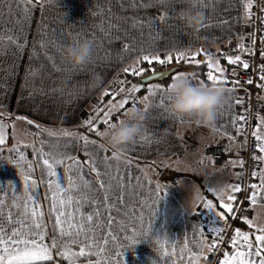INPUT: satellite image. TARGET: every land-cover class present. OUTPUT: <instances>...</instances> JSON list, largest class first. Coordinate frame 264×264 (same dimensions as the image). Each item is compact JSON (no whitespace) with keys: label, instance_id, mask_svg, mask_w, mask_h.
I'll list each match as a JSON object with an SVG mask.
<instances>
[{"label":"crops","instance_id":"1","mask_svg":"<svg viewBox=\"0 0 264 264\" xmlns=\"http://www.w3.org/2000/svg\"><path fill=\"white\" fill-rule=\"evenodd\" d=\"M122 2L126 5L123 10L119 7ZM246 2L247 0H204V3L208 6L201 7L197 4L196 7L204 12L202 23L207 27L194 31L185 26L179 15L181 11L185 12L186 9L191 7L190 0H166L168 19L166 23L159 20L154 21L153 36L157 32L160 33V38H157L154 44L147 27L143 28L144 35L141 36V29L132 27L131 21L127 23L119 21L121 26L127 28L131 35L126 40L114 41L109 45L105 39V32L101 31V28L108 30L109 19H111V23H117L112 13L128 16L137 14L135 10L127 7V0H50L45 5L43 13L46 26L43 38L48 54L53 60L47 59L43 55V49L37 44L39 54H33L34 59L31 63L38 74L28 78L30 86H34L36 89H44L43 94L36 92L29 97L28 92L32 90V87H30L23 92L25 99L20 100L24 67L28 63V51L26 50L21 59L17 61V73L13 76L6 72L13 60L11 50L6 53L0 47V122L5 125L6 133L5 145L0 146L3 148L0 155L5 157L10 155L7 149L13 145H18L24 151L27 160H35L36 156L32 146L34 145L36 149H39L41 140L48 141L44 145L45 151L49 150V144H59L61 146L60 150L63 151V145L68 144L69 140L61 135L62 129L73 133L74 136L85 134L89 135L91 140H96L88 133V130L83 129L85 125L81 121L89 114L88 112L95 105V102L105 97L103 92L111 82L115 81V77L121 76L122 73L126 77L127 74L124 73L123 69L135 64L139 55V52H124L122 53L124 59L120 60L117 57V50L121 48L122 43H131V37H135L137 42L144 41L145 46L151 45L153 48L166 47L192 52L199 49H204L206 52L217 49L222 50L233 44H243L246 40L247 22L250 18L244 12L243 5ZM20 7L22 8L23 5ZM109 7H111V13ZM143 11L141 10V13ZM146 11L149 15L160 14L156 8H149ZM17 13H19V9H17ZM15 18H19L17 14H14L13 18L0 17V36L14 35ZM140 18L143 20L145 17L141 15ZM40 20L41 13L39 6H37L33 10L27 30L29 41L37 35V25ZM169 24L177 25V27L169 28ZM8 29H13V31L9 32ZM111 31L114 34L117 33L116 29ZM119 34L122 35V33ZM214 37L217 39H214ZM83 40L90 43L91 55L86 64L76 66L67 56L65 50L67 46L76 45ZM3 42L6 41L0 40V43ZM27 47L30 49L31 44ZM174 54L175 52H173ZM200 55L203 56L204 53L201 52ZM53 61L57 67H53ZM213 61L216 60L213 59ZM222 61L219 60L220 64ZM198 81L200 79L195 82ZM6 83L10 84L11 87L6 88ZM262 84H264V80H260L259 85ZM163 86L167 87V85ZM226 87L235 88V92L229 93L227 91L228 102L217 113L214 124H216L218 130L196 124L189 119L178 120L169 111L170 100L167 97H164V105L168 109V111H165V107L160 104V94L148 96L146 92L145 95H142L140 105H137V107L142 110L145 103H148L149 107L142 111L145 119L140 125V133L127 146V154L125 158L121 159L119 166L123 170L125 168L123 160L130 159L132 161L129 170L133 177H140L141 182L144 184V188L139 190L140 196L147 198L149 203L156 195L154 191H149V189L154 190L156 184L159 183L161 186L159 194L164 198L159 202L157 214L153 219V235L159 233L163 236L167 233L169 240L175 242L177 251L176 255L173 256H160L156 251L154 239L153 242L150 238L141 240L125 251L126 264H151L152 260H157L158 264H173L174 261L175 264H188L189 257L187 253L185 252L181 260L179 249L185 238H187L192 251H200L192 243L199 238L198 228L194 233V227L198 224L204 226L207 243L211 244L208 228L213 226L209 225L210 223L217 222L215 212L203 208L200 199L194 205H188L187 199L188 190L193 185H197L200 188L201 197L212 199L218 205L217 210L219 211L222 210L219 207V198L215 193L209 192L208 189L214 187L219 190L221 186L236 184L237 159L231 160L236 161L234 164L226 163L223 167L216 168L210 164L208 158L202 156V149H199L210 142L226 143L237 150L242 149L246 144L244 128L238 131L241 123L238 119V106L235 103L244 89V84L228 83ZM54 89H63L64 94L53 91ZM69 92L72 93V96L68 95ZM146 96H148V100H143ZM258 97L261 102V109L255 120V130L256 126L261 124L260 133H264V123L261 121V118L264 117V87L258 86ZM68 100L72 102L66 103L65 101ZM65 112L69 114L68 118L65 117ZM234 117L236 118L235 124L232 122ZM123 118L124 116L114 119L113 123ZM29 120L33 123L29 124ZM37 125H39V128H37ZM100 125H98L99 129L104 130L105 126ZM27 129L35 133L33 139H28ZM49 132H55L57 135L50 136ZM141 136L146 137V139L141 140ZM230 136L234 139H230ZM87 150L91 151L92 146H89ZM85 151L82 141L77 143L73 140L69 144V154L77 156L81 161L88 159ZM109 152L108 149L107 152H99V158L105 155L111 157ZM11 155L15 157L17 154L11 153ZM258 155H264V153L258 152ZM99 158L97 161L98 167L103 172L105 169L103 164L99 162ZM110 163L113 165L114 170L118 162L112 159ZM151 163H154V165H150ZM208 167H210V171L205 173L204 170H207ZM260 168H264V162L259 161ZM190 169L194 171H188ZM57 171L62 182L66 184L63 180V166H58ZM191 172H194V176L189 174ZM195 172H199V175H195ZM33 176L38 181L37 188L34 191L39 198L38 203L41 209L46 214L45 220L48 221V231L51 233L54 220H49L47 216L49 202L45 199V184L39 182L41 178L40 167L34 165ZM84 177L92 180L95 188V173L90 171L88 165L84 167ZM102 179L107 180V177L104 176ZM149 180L151 184H149ZM8 181H12V184L9 185ZM256 184H259V178ZM257 191L259 190L257 189ZM13 194L16 197H21L23 194V181L19 176V169L6 161L0 162V199L5 202V215L9 210L13 213L16 212L15 207L12 205ZM73 194L76 195L77 193ZM228 194H231V192L227 188V191H225L226 202ZM126 201L131 203L127 197ZM258 203H264V192L260 193ZM254 208L255 206L251 204V201H248L249 212L247 217L253 219V221ZM192 209L204 211L211 217V222L203 224L197 220L195 214L198 211L193 212ZM83 210L90 211L91 208L89 205H85ZM141 210L145 214L144 226L147 227L150 218L149 208L145 205L141 209L140 198L138 197L136 199V215H139ZM134 223L136 227L140 226L138 221ZM254 223L257 224L255 221ZM257 225L259 226V224ZM238 228L243 232H249L251 234L250 238L255 244L256 229L247 225L243 220L239 222ZM128 234H131V228L128 229ZM118 235L122 238L124 233H118ZM108 246L112 247L111 242ZM168 247L169 253H171V243ZM241 250H246V248ZM210 251L207 247L203 249L199 264L208 263ZM233 252L234 249L230 246L228 253L231 255ZM92 259H95V257H92Z\"/></svg>","mask_w":264,"mask_h":264},{"label":"snow or ice","instance_id":"2","mask_svg":"<svg viewBox=\"0 0 264 264\" xmlns=\"http://www.w3.org/2000/svg\"><path fill=\"white\" fill-rule=\"evenodd\" d=\"M50 0H0V17L13 18L14 14H17L19 18L14 19L15 32L14 35L7 37L0 36V40L6 41L0 43V47L7 53L11 50L13 60L6 69L9 75H16L17 73V61L21 59L25 51H28V63L24 67V77L21 83V96L20 100H24L23 92L30 87L32 90L28 92V96H33L36 92L43 94L44 89H36L34 86H30L28 78L38 74L37 70L33 68L31 61L34 59V53L37 52V44L43 49V55L49 59L53 58L48 54L47 47L44 41V24L43 13L45 5ZM191 6L199 4L201 7H206L204 0H190ZM15 5V7H14ZM23 5L21 8L20 6ZM39 6L41 13L40 23L37 25V35L29 41L27 36V30L32 18V13L35 8ZM125 3H120L119 7L123 10ZM127 7L135 10V15H120L119 13H112L115 16L117 23H111L109 19L108 30L101 28V31L105 32V39L110 45L114 41H123L130 37V32L127 28H123L119 21L127 23L131 21L132 27L141 29V36L144 35L143 28L149 29V36L155 43L157 38H160V33H155L153 36L152 29L154 21L159 20L162 23H166L168 19L166 0H127ZM245 15L251 16V9L253 7V0H247L243 5ZM156 8L159 15H149L147 9ZM19 9V13H17ZM141 10H144L141 13ZM264 10V8H262ZM111 13V7H109ZM185 12L179 13L182 19ZM145 18L142 20L140 16ZM175 19V17H173ZM264 20V17H261ZM169 28L177 27V25L169 24ZM207 25L201 24L200 28H205ZM116 29L117 33L114 34L111 30ZM12 32L13 29H8ZM119 33H122L119 34ZM253 36L254 33H250ZM214 39H217L214 37ZM131 43H122L120 49L117 50V57L123 60L122 53L124 52H139L136 58V62L133 65L125 67L123 69L125 74L131 73L134 77H143V80L139 84H131L130 87L125 89L124 84L127 80H118L117 83L121 85L119 92L127 91L123 99L114 103L113 100L118 95L115 90L106 89L103 92L104 96H111L113 99H109L105 108H101L99 104L95 107L94 111L97 115L91 113L81 122L87 126L88 132L93 133L98 137H101V130L98 127L97 121L106 125V128L114 127L115 123L111 122V116L114 110L123 109L128 103L129 98L132 99L133 105H135L134 93H137L141 88H145L148 96L161 95L160 104L165 107V111H168L167 106L164 105V97L168 100L171 96L168 94L167 87L162 84L152 83L154 78H166L171 77L175 79L178 76L194 77V73H189L182 70H174L180 63H187L192 65H201L206 63L209 71L206 79L213 84L222 83L229 93H234L235 88L226 87L228 79L224 75L226 69L221 66L219 60L213 61L212 54L206 52L204 49H199L195 52L181 51L178 49L169 48H153L151 45L145 46L144 41H136L135 37H131ZM254 43V42H253ZM261 43L264 44V37H261ZM31 44L29 49L27 46ZM237 48L242 51H251L250 48L246 49L244 44H238ZM219 51V49H217ZM173 52L175 54L173 55ZM203 52L207 58L205 61H201L197 57ZM106 51V55H107ZM261 58H264V48L260 52ZM229 64L236 65L242 64L244 69L249 68V62L242 60L240 55H225ZM144 65H147L145 67ZM156 65L160 66L158 70ZM166 65H173V67H166ZM53 67H57L53 61ZM260 79L264 80V64L259 66ZM174 72V74H173ZM215 73V74H214ZM232 75L235 76L236 72L233 70ZM200 84H204L203 81H198ZM233 84H239V80L233 81ZM248 84L252 83V80L247 81ZM264 87V84L259 85ZM5 87H11L10 84ZM53 91H59L64 94L63 89H54ZM72 96V93H68ZM148 96L143 100H148ZM71 103V100L65 101ZM237 106L243 103L242 100L237 99L235 101ZM149 107L148 103L144 104V109ZM65 117L68 118L69 114L65 112ZM19 118V117H18ZM239 121L243 122L245 116L241 114L238 117ZM264 123V117L261 118ZM233 124L236 123V118H233ZM32 124V121H28ZM214 130H218L216 124L212 125ZM39 128V125H37ZM243 124L240 125L239 130H242ZM261 124L256 126V130L252 132L257 143L255 147L260 153H264V133H260ZM39 134V133H38ZM228 135L227 132H225ZM50 136H56L57 133L49 132ZM61 135L69 140L68 144L63 145V151L60 150L59 144H49V150H44V145L48 141L41 140V146L36 149L33 145V151L35 153V160H27L24 151L18 145H13L7 149L10 153L8 156L0 155V162L6 161L9 164H13L19 169V176L23 181V194L21 197H16L13 194L12 205L15 207L16 212L9 210L6 215L4 213V200L0 199V264H126L125 251L141 240L151 239L155 243L156 251L160 256H173L176 255V244L169 240V236L165 233L161 236L159 233L153 235V219L155 218L158 205L164 196H161L160 185L156 184L155 189H149L154 191L155 198L149 200L140 196V189L144 188V184L141 182L139 176L133 177L129 170L132 166L130 159L123 160L125 168L122 170L119 166L121 159H115L118 163L113 170V165L110 161L113 158L105 155L99 158V152H107V148L103 143H98L96 140H91L89 135L80 134L74 136L73 133L66 129L61 130ZM141 140L146 137L141 136ZM230 139L234 137L230 136ZM75 140L77 143L82 141L85 148V155L87 160L81 161L77 156L70 155L68 152L69 144ZM6 141L5 125L0 122V146H4ZM89 146H92V150L88 151ZM225 151H231V148L227 147ZM3 148L0 147V152ZM11 153H16L14 157ZM99 162L103 164L105 171L101 172L98 167ZM253 159L256 161L264 162V155H254ZM227 163H236V161L229 160ZM239 163L243 165L244 161L240 160ZM34 165L40 167L41 178L40 183L45 184V199L49 202V208L47 216L49 220H54L52 223L51 233L48 231V221L45 220V212L41 209L38 203V196L35 193L38 181L34 178ZM88 165L90 171L95 173V188L93 187V181L85 179L84 167ZM58 166H63V183L61 176L58 175ZM239 175V174H238ZM106 176L107 180L102 179ZM251 176L259 178V184H251L250 188L253 190L251 195L246 198L251 201V204L255 206L258 203L260 193L264 192V168H260L259 171H252ZM151 184V181H148ZM11 185L12 181H8ZM227 188L230 189L231 194L227 195V202L225 201V191L223 189H216L210 187L209 192L215 193L219 198V207L222 210H217L218 205L214 203L212 199L201 197L203 208L214 211L216 215V221H224L225 224L228 219L227 214H233L235 212L233 202L237 201L238 194L243 191L239 183L229 184ZM257 189L259 191H257ZM73 193H77L74 195ZM91 193V194H90ZM50 194V195H49ZM126 197L128 201H126ZM140 198L141 209L147 205L149 208V220L147 227L144 226V212L141 210L139 215H136V199ZM89 205L90 211H84V206ZM193 212L198 211L192 209ZM15 217V218H14ZM244 222L250 227L256 229L257 234L254 237L255 244H253L251 234L249 232H243L241 229L236 228L235 234L230 238V243L234 252L230 255L228 252L224 253V259L220 261V264H264V226H258L254 223L253 219H249L247 216H241ZM139 222V227L135 226L134 222ZM210 223L208 228L209 234H212L213 239L211 244L207 243V238L204 234V226L198 224L194 227V233L199 231V238L192 243L197 246L200 251L194 252L189 247V241L185 238L183 244L179 249L181 260L185 252L187 253L189 260L188 264H199V259L203 255V249L207 247L209 250L216 248V246L222 242L224 228L214 226L216 223ZM131 228V234H128V229ZM118 233H124L121 238ZM111 242L112 247H109ZM171 243V253H169V244ZM246 248V250H241ZM95 257V259H92ZM255 257V258H254ZM151 264H158L157 260H152ZM175 264V261L173 262Z\"/></svg>","mask_w":264,"mask_h":264},{"label":"built area","instance_id":"3","mask_svg":"<svg viewBox=\"0 0 264 264\" xmlns=\"http://www.w3.org/2000/svg\"><path fill=\"white\" fill-rule=\"evenodd\" d=\"M262 8H264V0H253V7L250 10L252 15L247 22V35L246 40L243 43L246 49H251L250 52L240 50L237 48L238 44H233L230 47L219 51H209V53L212 54V60L227 61L225 55H240L242 60H247L249 62V68L244 69L242 64L230 65L226 68V72L224 73L229 84H233L232 82L236 80H239L240 83L244 84V89L239 97V100H242L243 103L238 106V113L239 116L241 114L245 116V120L243 122L240 121V123L243 124L246 134L245 146L242 149L237 150L226 143L210 142L203 147L204 156L208 158L209 162L214 167H223L229 160H238L236 183H239L243 189V191L238 194L237 201L233 202L235 212L233 214H227L228 219L226 224L224 221H218L216 223V226L224 228L223 233H221L223 240L216 246V248L210 251V259L207 264H220L224 253L228 252L230 246H232L230 238L235 234V229L238 228L239 222L242 221L240 217L247 216L249 212V200L246 197L251 194L252 189L250 188V185L253 183L256 184L258 180V177L251 176V172L259 171V161L253 159L254 155H258L259 150L255 147L257 141L255 137H253L252 132L255 130V120L261 109V102L258 97V86L261 80L259 66L264 64V58H261L260 56V52L262 48H264V44L261 43V37H264V20L261 19V17H264V10H262ZM250 33H254V35L250 36ZM203 56L204 60H206L207 58L205 55ZM233 70L236 72L235 76L232 75ZM189 79L193 82L198 80L196 75L194 77H189ZM249 79L252 80L251 84L247 83ZM129 104L133 105L131 100ZM137 105H140V101ZM127 108L128 107H124L121 110V116L119 118L124 116ZM88 116L89 115L85 118ZM226 146L231 148V151H225L224 149ZM240 160L244 161L243 165L239 163ZM195 218L203 224L211 222V217L201 210L195 214ZM210 236L212 241V234H210Z\"/></svg>","mask_w":264,"mask_h":264},{"label":"clouds","instance_id":"4","mask_svg":"<svg viewBox=\"0 0 264 264\" xmlns=\"http://www.w3.org/2000/svg\"><path fill=\"white\" fill-rule=\"evenodd\" d=\"M183 22L187 28L197 30L204 20V12L192 5L185 10ZM67 56L76 66L84 65L91 55V45L83 40L66 48ZM171 96L169 111L178 120L189 119L196 124L212 127L218 111L228 102L227 90L222 83L200 84L188 77L178 76L167 84ZM145 115L136 105L127 108L124 118L115 123L114 127L101 131L105 147L111 150L114 159H123L127 154V146L140 133V125ZM220 189L227 191V186ZM201 198L199 186L193 185L188 190V205H194ZM254 221L264 226V203H257L254 208Z\"/></svg>","mask_w":264,"mask_h":264},{"label":"rangeland","instance_id":"5","mask_svg":"<svg viewBox=\"0 0 264 264\" xmlns=\"http://www.w3.org/2000/svg\"><path fill=\"white\" fill-rule=\"evenodd\" d=\"M131 65H133V64H131ZM130 66V65H129ZM179 70H182V69H179ZM182 71H186V70H182ZM187 72V71H186ZM122 76V77H121ZM121 76H117V77H115L116 79H115V81H113V82H111V84L109 85V86H107V88L106 89H109V90H115V91H117L118 92V95L115 97V99L113 100V102L114 103H116V102H118L120 99H123L126 95H128V93H127V91H125V92H119V88L121 87V85L120 84H118L117 83V81L118 80H128L129 79V77H128V79L125 77V76H123V73L121 74ZM155 83H159V82H155ZM120 85V86H119ZM130 85H131V82H130V80H128L127 81V83L126 84H124L123 85V87L125 88V89H127L128 87H130ZM139 92V91H138ZM138 92L137 93H134L133 95L135 96V104L137 105L138 103H139V101H140V99L142 98V95H139L138 94ZM109 99H113L110 95L109 96H105L104 98L102 97V99L101 100H99L98 102H95V105L94 106H92V108H91V110H89V114L91 113L92 115H97V113L94 111V109H95V107L99 104V106L101 107V108H105L106 107V105H107V102H108V100ZM130 100L132 101V99L131 98H129V103H130ZM101 103H102V105H101ZM127 104L125 107H130V106H132V104ZM121 110L122 109H116V110H114V112L112 113V116H111V122H113L114 121V119H112V118H114V116H117V117H120L121 115ZM88 114V115H89ZM103 124V123H100L99 121H97V124ZM98 124V125H99ZM21 126V125H20ZM100 126H102V127H106V125H100ZM28 130V129H27ZM34 135H35V133L34 132H30L29 130L27 131V137H28V139H33L34 138ZM100 139H102L101 137H99ZM205 145V144H204ZM204 145H203V147H204ZM203 147H201V148H199L200 150L202 149V156L203 157H205L204 156V154H203ZM156 161V160H155ZM158 162V161H157ZM211 164V163H210ZM150 165H154V163H151ZM212 165V164H211ZM213 166V165H212ZM214 167V166H213ZM216 168H218V167H216ZM194 170L195 171H197L195 168H194ZM193 169H190V170H188V171H194ZM208 171H210V167H208L207 168V170H204V172L205 173H207ZM191 176H194L193 174H194V172H191V173H189ZM195 175H199V172H195ZM197 178V177H196Z\"/></svg>","mask_w":264,"mask_h":264},{"label":"trees","instance_id":"6","mask_svg":"<svg viewBox=\"0 0 264 264\" xmlns=\"http://www.w3.org/2000/svg\"><path fill=\"white\" fill-rule=\"evenodd\" d=\"M198 59H200L201 61H205L204 60V56H202V55H200V56H198L197 57ZM221 64H222V67H224L225 69L226 68H228L230 65H232V64H229L228 63V61H225V60H223L222 62H221ZM145 67H147V65H144ZM156 67H157V69L159 70L160 69V66L159 65H156ZM166 67H173V65H166ZM179 69H182V70H186V71H188V72H192V73H194L196 76H197V78L198 79H200V81H203V82H205V83H211L210 81H208L207 79H206V77H207V73H208V67H207V65H206V63H202L201 65H192V64H187V63H183V62H180L176 67H175V69L174 70H179ZM173 74H174V72H173ZM126 77L128 78L129 77V80H130V82H131V84H139V83H141L140 82V79H141V77H134V76H132V74L131 73H128L127 75H126ZM171 80V77H166V78H163V79H161V80H158L157 82H159V84H162V85H167L168 84V82ZM156 82V81H155ZM155 82H153V83H155ZM146 85H145V88H141V90L138 92V94L139 95H145L144 93H146ZM112 119H119V117H117V116H114V118H112ZM114 122V121H113ZM102 125V124H101ZM85 131H87L88 129H87V126H84V128H83ZM89 133V132H88ZM94 139H96V140H98V141H101V142H103V140L102 139H100L98 136H96L95 134H93V133H89ZM110 152L109 153H111V150L109 149V148H107ZM160 177H161V175H160ZM209 259H210V257H209Z\"/></svg>","mask_w":264,"mask_h":264},{"label":"water","instance_id":"7","mask_svg":"<svg viewBox=\"0 0 264 264\" xmlns=\"http://www.w3.org/2000/svg\"><path fill=\"white\" fill-rule=\"evenodd\" d=\"M161 79H163V78H159V79L154 78V79L152 80V83L155 82V81L161 80ZM142 80H143V77H141L140 82H141Z\"/></svg>","mask_w":264,"mask_h":264}]
</instances>
